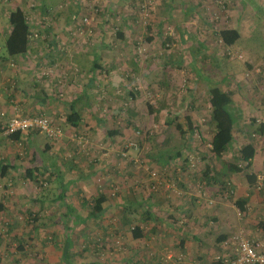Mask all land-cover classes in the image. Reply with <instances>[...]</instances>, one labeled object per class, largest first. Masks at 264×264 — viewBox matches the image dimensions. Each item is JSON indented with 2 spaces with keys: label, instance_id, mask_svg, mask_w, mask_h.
I'll return each instance as SVG.
<instances>
[{
  "label": "rangeland",
  "instance_id": "374dc122",
  "mask_svg": "<svg viewBox=\"0 0 264 264\" xmlns=\"http://www.w3.org/2000/svg\"><path fill=\"white\" fill-rule=\"evenodd\" d=\"M44 3L48 14L41 10ZM17 5L33 6L29 11L33 23L43 25L23 62L8 60L0 67V129L15 111L44 113L65 125L69 137L76 134L75 143L100 148L92 158L96 166L76 151L75 168L64 158L72 153L70 148L63 144L67 149L57 150L43 134L39 133L43 140L33 136L20 142L0 139L1 152L4 145L14 149L20 167L17 176L8 173L5 177L0 167V264H45L41 249L52 246L54 255L65 249L67 237L72 244L60 264H154L150 256L156 253L163 264H222L221 259L231 255L229 250L234 253L237 242L233 239L239 234L264 249V230L259 226L264 221L259 210L264 204V0H9L0 3V44L8 28L7 13ZM74 14L89 17L82 33L74 29ZM227 27L241 34L229 49L217 35ZM54 39L67 44L56 48ZM32 56L34 65L28 58ZM59 65L65 67L64 72L56 70ZM210 80L232 93L236 116L234 141L221 156L210 152ZM83 89L86 97L79 109L84 119L105 123L95 130L85 122L77 132L65 124L61 111L65 101L78 97ZM34 98L48 101L52 110L38 107ZM187 115L194 120V141L175 136L164 143L166 119L178 117L185 124ZM108 129L119 134L108 136ZM141 135L139 141L136 136ZM251 141L256 154L251 167L243 170L239 149ZM167 148H180L179 159H161L157 151ZM5 159L0 157V161ZM184 162L182 180L179 173ZM171 164L174 170L168 171L165 166ZM206 164L213 167L218 180L230 181L229 188L201 184ZM26 166L36 169V181L23 176ZM50 168H56L62 181L50 174ZM247 173L256 175L250 189ZM76 176L86 180L78 184L63 180ZM154 181L160 184L151 196L148 187ZM167 183L174 186L170 184V189ZM62 188H66L64 200L57 199ZM249 190L255 201L240 212L234 202ZM98 191L107 195V212L83 222L81 216L88 213L85 200L98 196ZM179 191L185 193L180 196ZM212 191L221 193L227 206ZM150 197L161 220L170 211L176 217L169 222L173 228L163 226L168 233L151 235L153 223L142 220V204ZM67 204L73 205L72 212ZM222 207H227L228 212L222 213L227 218L217 224L212 213ZM128 219H134L132 226L141 225L147 235L141 239L143 263L132 257L135 244ZM205 220L210 232L204 238L213 240V248H207L202 262L201 222ZM221 229L229 238L221 244L224 250L214 244Z\"/></svg>",
  "mask_w": 264,
  "mask_h": 264
},
{
  "label": "trees",
  "instance_id": "16d2710c",
  "mask_svg": "<svg viewBox=\"0 0 264 264\" xmlns=\"http://www.w3.org/2000/svg\"><path fill=\"white\" fill-rule=\"evenodd\" d=\"M8 1L9 0L0 1V3H5ZM32 8H33V6L29 7V9H26L23 5H17V7L10 9V11H8V13H7V21H8V28H7V32H6L7 37L4 40V42L2 43V48H3V50L6 51V54L4 53L3 55L5 56V58L7 60L10 59L11 57H17V56H20V55H23L24 53H26L27 50L29 49V45L32 43V41H34L38 38V34H39L41 26L43 24L41 21L33 23V20L30 17L31 15L29 12V11H32ZM41 10H42V12H46L48 10L47 4H45V3H44V5L42 4ZM48 12H49V10L45 14H48ZM32 24H34V26H32ZM45 27L46 26H43V28H45ZM120 35H123V33L120 32ZM217 35H218L219 41L227 49H229L228 47H231L234 44H236V42L241 37V34L238 31V29L230 28V27L220 29L217 32ZM230 53L231 52L229 50L228 54H230ZM210 83L211 84H210V88H209V104L211 107L210 124L212 127V137L210 140V149H211L210 152L215 156H221L226 151H228L232 142L234 141L236 116L232 111V104H233L232 93L229 91L223 90L216 83H214V81H212V80H210ZM79 101H80V98L65 101L66 114H67L65 124L69 125V127H71L74 131H77V132L79 131V129L82 128V124H81L82 113L80 112V109L77 105V103ZM115 112H117V111H115ZM20 113L24 116H29V117L40 116V115L48 116L44 113H39V114H32V113L25 114L22 112H20ZM48 117L51 118L50 116H48ZM180 120L181 119L178 117H169L166 119V121H165V132H166L167 138L165 139L164 143H169L171 140H173L175 138V136H180L185 141H194L193 138H194V134L196 131V128L194 126V120L189 115L185 116V118H184L185 124H183V122H181ZM52 121L54 122V124L56 123V121H54L53 119H52ZM100 123H105V121L100 119ZM184 125L186 127H184ZM58 126H60L61 128L66 127L65 125H62V124L61 125L58 124ZM0 131H1V135H0L1 138H2V136L9 138L12 142H20V139H22V138H26V137L28 138L30 136L32 137L34 134H39V133L43 134L46 137V139H49L48 140L49 143H51V142L53 143V142L58 141L60 139H66L67 138L68 140L67 139L66 140L70 144V150L72 153H69L67 156L64 157L66 159L65 160L66 162H68L71 166L76 168L78 166V164H77L78 161H75L74 155L76 156L78 154V153L76 154V151H78L80 155L81 154L84 155L85 158L87 160H89L90 166H93V165L96 166L98 163V162H96V159L92 160V158H95L93 156H95L99 153L100 147L98 145L95 147H92L93 145H89L86 143H75L78 141L76 137H69L68 135L64 134L63 136H61L57 139H50L44 133H41L40 131H37V130L30 131L27 133L16 132V133H13V134L7 136V135H4L2 133V129H0ZM107 133L113 136V135L119 134V131L114 130V129H108ZM136 138L139 141L143 140L142 135H141V138L138 136H136ZM149 139L151 140L152 137L151 138L149 137ZM29 141H30V139H29ZM45 148L46 149L50 148V145L46 144ZM157 152L161 156V159H164L166 162H170L171 160H174V159L178 160L182 154L180 148L176 149V150H169L168 148L165 150L160 149ZM255 154H256V148H255L253 141H251V142L245 144L244 146L240 147L239 158L242 161V163H244V165H240L241 167L238 165L239 168L245 170L246 167L247 168L251 167L253 159L255 157ZM18 155H20L19 157H22L23 153L20 152ZM186 164L187 163L184 162L183 165L182 164L180 165L181 170H180L179 176H181L182 180H183V177H182L181 173L183 172V170L185 171ZM1 165H2V167H1ZM0 167H1V176L5 177L7 174V171H8V166L6 164H4V160L0 161ZM165 168L168 171L174 170V168L172 167V164L166 165ZM236 168H238V167L236 166ZM212 169H213V167L211 165H209V164L205 165V168L203 170V174L201 175V182H204V184L207 186L211 185V186H218L219 187V184H220L221 189L229 188L228 187V181L223 180V179L218 180L217 179L218 174L214 173L215 175H213ZM35 170H36L35 168L26 166L25 168H23V176L30 179V180L36 181L38 178V173H36ZM50 174L51 175L56 174L57 180L61 181L60 177H59L60 176L59 172L56 171L53 173L50 171ZM176 174H175V176H176ZM246 177H247L249 183L251 184V186H253L254 182L256 181V175H254L252 173L251 174L247 173ZM168 181L171 182L172 180L168 179ZM158 182L159 181H156V182L154 181L152 183L151 187L150 186L148 187L150 190L149 194L151 196L153 195V193L158 192V188H156V186H159V184H160ZM172 182H176V186H178V184H180L179 180L172 181ZM181 182H183V181H181ZM170 184H173V183H167L169 188L174 186V184L172 186H170ZM181 184H183V183H181ZM63 185H65V184H63ZM163 185H165V184H163ZM186 185L187 184H185V186ZM231 189H232V187H231ZM100 190H101V188H99V191ZM65 192H66V188H62L57 199L64 200ZM184 193H185V191H179L178 194H180V196H181ZM217 193L218 192H216L214 195H216ZM218 195H219V199L221 200L220 202H227L226 200L225 201L223 200L224 198H223L221 193H218ZM106 196L107 195L101 191L98 193V196H93L91 198L86 199L85 201L88 205V214L86 217L81 218L80 220H83V222H84V221H87L90 219L99 218L100 216L105 214L106 209H107V207L104 206V204L107 200ZM247 199L248 198H239L234 202V205L237 207V209L240 212H245L246 204L248 202ZM216 202L217 201H215L213 204H217ZM127 206H129V205H127ZM127 206L125 205L124 208H127ZM153 206L154 205H152L151 197L148 198V202H144V204H142V208L144 207V209H142V211H141L142 216H143L142 220L143 221H147L148 219L151 220V222L153 223V226H159L160 225L163 228V226L165 227V225H169L171 228H173L174 227L173 223H166V222H171L170 221L171 218H173V220L176 219V217H174L172 215L173 213L170 211L168 213V215L165 217V219L161 220V218L158 216L156 210H154ZM34 219H35V217H34ZM164 220H165V223H163ZM125 221L126 222L130 221V223H128V224H131L129 226V228L131 229V235L135 239H147V235L144 233L143 227L141 225L132 226V224L135 223L134 219H128ZM176 222H177L176 225H179L178 221H176ZM184 222H185V220H183V221L181 220V223H184ZM184 225H185V223H184ZM259 226H261L264 230V221H260ZM165 229H167V228H165ZM228 239L229 238H227L226 234L221 233L214 240V242L217 241V243L221 244L225 240L227 241ZM67 244L65 245V249L63 250V253H66V251L71 247V245L69 247V245H67ZM149 254H153V253H149ZM150 257H153L156 260L154 264H160L159 260L156 259L157 253L154 255H151Z\"/></svg>",
  "mask_w": 264,
  "mask_h": 264
},
{
  "label": "crops",
  "instance_id": "0c3cea01",
  "mask_svg": "<svg viewBox=\"0 0 264 264\" xmlns=\"http://www.w3.org/2000/svg\"><path fill=\"white\" fill-rule=\"evenodd\" d=\"M71 14H72V12H71ZM71 16V15H70ZM8 22V21H7ZM70 23V20H69V22H68V24ZM6 37H7V34H5V39H6ZM4 39V40H5ZM4 40H3V42H4ZM2 42V43H3ZM54 43H56L55 45H56V48H59L60 47V45H66L67 43H66V41L64 40V39H57V41H55V39H54ZM2 44H0V67H2L3 68V64L6 62V61H8V60H20V61H24L25 60V58L28 56V54L27 53H24L23 55H20V56H17V57H11L10 59H6L5 58V56L3 55L4 54V52L2 51ZM26 56V57H25ZM29 58V60L30 61H32L33 62V65H34V61L36 60V59H34L33 58V56L32 57H28ZM37 64V63H36ZM35 64V65H36ZM33 65H30L29 67L30 68H32L33 67ZM22 67H23V65H22ZM97 67V66H96ZM94 75H93V72H92V75H91V77H90V80L91 81H93L94 79L92 78ZM87 88V87H86ZM1 90L3 91L4 90V88H1ZM83 97H86V89H83L82 90V92L78 95V97H76V98H74V99H77V98H80V101L77 103V105H78V107L79 106H81L82 105V103H81V101H82V98ZM35 99V98H34ZM72 100V99H71ZM35 101H37L36 99H35ZM39 104L37 105L38 107H44V108H46L47 107V109H44L43 108V110H46V111H51L52 110V108H51V106H49L50 104H49V102L48 101H45V100H40V101H37ZM5 107V103H2L1 104V107ZM80 108V107H79ZM1 109V108H0ZM31 111V110H30ZM61 113L64 115L63 117H64V119H65V122H66V107H65V103H64V106L62 107V111H61ZM59 114V113H58ZM91 115V114H90ZM93 118V117H92ZM94 120V121H93ZM93 120H90V122L87 120H85L84 119V114H82V122H81V124H82V127L85 125V122H87V123H89L90 125L89 126H91V128H96L97 127V125L100 123V119H94L93 118ZM58 121V120H57ZM105 121V120H104ZM84 124V125H83ZM88 128V127H87ZM94 128V129H95ZM98 128V127H97ZM95 130H97V129H95ZM97 134L98 135H100V132L98 133L97 132ZM108 134V133H107ZM108 136H112V135H110V134H108ZM33 137H35V138H37V139H41V140H43L44 139V137L43 136H41L40 134H34L33 135ZM100 138V137H99ZM4 139H6V140H10V139H8V138H6V137H3V138H1V140L2 141H4ZM63 140H65V139H60V141L58 140V143L55 145V142H53V146H55V148L57 149V150H61L63 147L64 148H66L64 145H67V148H70V144H69V142L68 141H66V143L63 141ZM11 141V140H10ZM62 141V142H61ZM61 142V143H60ZM6 143H9V141L8 142H6ZM60 143V144H59ZM58 144H59V147H56V146H58ZM64 144V145H63ZM97 146V145H96ZM99 146V145H98ZM66 148V149H67ZM19 151V149H17V152ZM19 156V155H18ZM0 157L2 158V159H5L4 160V164H6L7 166H8V171H7V174L8 173H10V174H12V175H15V176H17L18 175V171L20 170V167H19V163L16 161V158H17V156H16V151H14V149H10L9 147H8V145H4V148H3V153L1 152V149H0ZM1 167H2V165H1ZM51 172H56L57 170H56V168H54L53 170H52V168H50L49 169ZM7 174H6V176H7ZM59 177H61V176H59ZM55 179H57V177H56V174H55ZM61 179H63V178H61ZM63 180H65V181H67L68 183H70V184H72V183H76L77 182V184L78 183H81V182H83V181H85L86 180V177L85 176H83V177H80V176H76V177H74V178H71V177H69V178H64ZM62 181V180H61ZM247 186H248V188L247 189H250L252 186H251V184L249 183V181L247 180ZM201 184L203 185L204 184V182H201ZM211 187H213V186H211ZM213 188H215L216 189V187L214 186ZM217 190H218V188H217ZM218 192V191H217ZM246 193V194H245ZM243 195H241L242 197L241 198H248L247 199V201L250 203V202H254L255 200V197H254V195L250 192V190H249V192L247 193V192H245ZM211 194H215V192H213L212 191V193ZM247 202V203H248ZM220 203H222V202H220ZM225 206H227V203L226 202H224L223 203ZM258 204V203H257ZM256 204V205H257ZM104 206L105 207H107L106 206V204H104ZM66 207H67V209L69 210V211H73V205H71V204H67L66 205ZM108 208V207H107ZM227 207H222V208H216L214 211H213V217H212V220L213 221H217L216 223L218 224V223H221V219L222 218H227L226 217V214H222L223 212H228V211H225V210H227L226 209ZM259 210L262 212V213H264V204L263 205H261L260 207H259ZM106 212H107V209H106ZM106 212H105V214H106ZM69 214H71V213H69ZM88 214V213H87ZM87 214H85L84 216H81L82 218H84V217H86L87 216ZM105 214H103L102 216H100L99 218H101V217H103ZM76 216V215H75ZM96 219H98V218H96ZM90 220H95V219H90ZM88 221V220H87ZM87 221H84V222H87ZM165 222V221H164ZM166 223H169V222H166ZM223 223V226H227V224H226V222L224 223V222H222ZM208 223H207V221L205 220V221H203V222H201V228L203 227V229H207V230H203V229H201V241L203 242L202 244H201V246H203L201 249H202V253H201V259H203V261L202 262H204L205 261V257H206V255H205V253L207 252V248H209V246H211V248H213L212 246V243H213V240H207V239H205L204 237L206 236V234H207V232L209 233L210 232V230L208 229V225H207ZM216 227H218L217 225H215ZM219 227H221L220 225H219ZM168 233L167 232V229H165V230H163V228L159 225V226H151L150 227V234L152 235V234H154L155 233V235H161V234H163V233ZM222 232H226V231H224L223 229H221V233ZM96 234H104V232L103 231H97V233ZM111 235H113L114 234V232H112V233H110ZM130 234V233H129ZM154 237V236H153ZM131 240H133V243L135 244V246L134 247H132V257L133 258H135V256H136V259L137 260H139V262H141V263H143L142 261H143V259L145 258V256H142V251H141V249H142V247L144 246V242H142L141 241V239H135L132 235H131ZM217 237H215V239H216ZM214 239V240H215ZM208 241V242H207ZM211 241V242H210ZM226 241V240H225ZM224 241V242H225ZM130 242V241H129ZM64 243L65 244H67V245H69V247H70V245L72 244V239L70 238V237H67L65 240H64ZM214 244H216L215 246L219 249V247H221L222 248V250H224L225 248L224 247H222L221 246V244H219V243H217V241H215L214 242ZM65 246V245H64ZM229 250V249H228ZM52 251H54V247H44L43 249H41V252H43L44 253V256L47 258V261L45 262V264H60L61 262H62V259L65 261V256H66V253H63V250L61 251L60 250V252L58 251V252H56L54 255H52ZM229 253H231V255H233V252L232 251H230L229 250ZM169 256H171V255H167V257H169ZM230 256V255H229ZM156 259H158L159 260V263L160 264H163V262L164 261H161V257H160V255L159 254H157V258ZM67 263V262H66ZM77 264V263H76ZM217 264H219V263H217Z\"/></svg>",
  "mask_w": 264,
  "mask_h": 264
},
{
  "label": "built area",
  "instance_id": "2783aa9c",
  "mask_svg": "<svg viewBox=\"0 0 264 264\" xmlns=\"http://www.w3.org/2000/svg\"><path fill=\"white\" fill-rule=\"evenodd\" d=\"M76 18H78L77 14H74L73 20L77 22L74 29L75 31L77 30L79 33H82L84 32L83 26L86 27L90 23V20L88 19L89 17L83 16L78 18L80 22L76 21ZM64 68V66L59 65L56 70L64 72ZM52 71L53 70L50 72ZM75 71H78V68H75ZM1 129L2 133L7 136L16 132L27 133L34 130L44 133L50 139H57L65 134L64 129L58 126V124H54L52 119L48 116L40 115L29 117L22 115L19 111H15V113H13L1 126ZM73 137H76V134ZM153 174L155 175L156 173ZM228 184L230 183L228 182ZM234 240L237 242L235 245V251L233 255L221 259L222 264H264L263 248H260L245 234L235 236L233 241Z\"/></svg>",
  "mask_w": 264,
  "mask_h": 264
}]
</instances>
